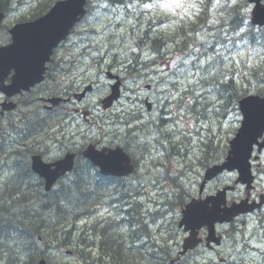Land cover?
<instances>
[{"label": "snow or ice", "instance_id": "6c2138e0", "mask_svg": "<svg viewBox=\"0 0 264 264\" xmlns=\"http://www.w3.org/2000/svg\"><path fill=\"white\" fill-rule=\"evenodd\" d=\"M138 2L141 3L143 9L162 10L165 14L175 15L176 10L182 9L184 10V17L188 20L199 19L201 15L210 16L211 19L208 20V23L212 25L219 23L220 18L229 9L239 13L240 8L245 7L242 0H164L162 3L160 0H152V2L147 3L138 0ZM126 7L133 8L134 5L128 4ZM246 11L247 8L245 7ZM261 22L264 23V21ZM241 23H246V21H241ZM92 24L91 29L80 28L79 31L83 32L86 37H90L92 47L89 51L92 55L102 57L104 51L107 50L105 44L108 35L114 33L115 24H112L108 17H104V19L96 17L93 19ZM223 24L227 25L228 20L225 19ZM243 31L244 29L240 28L236 35L239 36L240 32ZM215 32H220L227 37V31L223 27L215 29ZM215 32L208 33V35L214 37ZM112 42L115 44L116 39L114 38ZM217 43L219 44V41ZM228 43H232L231 38H228ZM83 46L88 47L87 44ZM221 48L224 49L223 52ZM131 50L135 51L136 49ZM151 59L155 60V57L153 56ZM177 60H180L179 56ZM128 63H131V60ZM181 63L183 67L180 64L171 62L168 72L159 67L155 69L165 77L161 81L164 87L161 88L162 95L159 100L160 106L167 113L165 122L169 126L166 132L164 129L157 127L152 136H147L146 131L133 125L131 119L123 120V123L129 129V131H125L120 127L121 118L117 117L115 120H103L107 130L93 123L92 127L97 129L96 132H93L90 137L81 134L73 142L74 147L78 149L85 140L90 141L89 149L84 155L89 158L90 166L95 171L97 178L105 176L111 170H127L133 161L140 164L143 172L140 174V181L137 182V190L132 192L125 189V192L130 201L142 206V210L146 215L149 214L152 205L158 199V193L166 199L172 197L182 199L189 194L184 187V182L177 179L178 176L183 175V173L175 170L179 166V161L177 160L174 164L169 160L171 152L166 151V149L171 147L169 143L171 138L183 146L188 159L197 157L200 144L205 139L203 133L205 131L212 133L216 124L215 117L222 107L226 108L224 103V94L227 92V88L224 87L225 82L229 79L239 82L238 71L234 66L243 64L248 70L244 75L250 73L253 76V81L244 85L245 91L253 84L260 89H264V55L255 49L247 51L237 49L233 55L227 44H220L219 47H216V45L208 44L205 41L200 47L189 48L186 58ZM221 64L230 68L231 72H223L219 67ZM10 67L16 68L14 82L23 77L25 72L23 63H14ZM6 74V72H0V83H2ZM100 79L103 80V77H100ZM108 83V81H104L103 86L101 84H90L87 91L92 94L77 97L78 100L83 101L79 107L85 110L84 115L89 116L90 119L93 118L92 114H95V120L102 119L105 116L104 110L111 107V100L107 99L105 95ZM93 88L96 91L93 92ZM233 94H236L235 88H233ZM231 102V99H229L228 103ZM239 107L243 113L242 117L235 112V109H227L233 114V120L229 122L230 126L231 124H239L240 128L231 141L229 161L224 166L228 167L231 164L233 168L241 169L239 175L242 177V161L247 162L249 158H253L257 163H260L259 156H253L251 144L255 142L257 136L264 135V97H259L256 93H253L249 98L244 99ZM113 112L120 113L122 109L117 107L113 109ZM109 116H111V113H109ZM132 119H136L140 124L145 123L139 117L133 116ZM153 119L155 120V117ZM227 135L228 133H225V137ZM159 136H164V139L159 140ZM260 147L264 148V144H261ZM146 155L147 159H145ZM223 155V151L217 152L216 159ZM71 159L72 157L63 162L69 169L72 168ZM53 166L60 169V171L52 170ZM41 167L43 168L41 174L50 176L52 182H55L58 176L63 175V168L55 162ZM97 168L98 171H96ZM170 169L172 170L170 171ZM169 180L174 187L165 188L163 186L164 182ZM60 186L58 185V187ZM205 207L206 204L193 202L186 209L185 216L195 220ZM176 235L178 234L173 233L167 239L175 242ZM255 247L264 251V236L260 237V242Z\"/></svg>", "mask_w": 264, "mask_h": 264}, {"label": "flooded vegetation", "instance_id": "af4514ba", "mask_svg": "<svg viewBox=\"0 0 264 264\" xmlns=\"http://www.w3.org/2000/svg\"><path fill=\"white\" fill-rule=\"evenodd\" d=\"M243 34H241V36ZM250 36H254V35H250ZM127 79L130 80L131 78H129V76L126 79L122 78L121 83L124 88H125V81ZM84 84H87V86L89 87L90 84H95V83H93L92 81H87V82H84ZM108 85L110 88L111 83H108ZM86 87L83 86L82 87L83 89L79 88L75 91L76 93L71 94L72 96L75 95L74 100H73V103L75 105L71 106L68 109L67 115L61 118V121H59V124H54V123L51 124L50 121H48L50 117L49 113L48 114H44L40 112L32 113L27 108L32 103V101L27 98L19 99V102H17L18 104L17 103L14 104L12 106L13 109L10 111H7L5 115L4 113H1L2 110L0 108V116L2 117L0 121V195L2 194L17 195L18 193H21V192H18L17 189L16 191L13 189L14 190L13 191L12 187L13 185L20 186L19 185L20 183L22 186L23 185L22 179L24 180L27 179L28 181L29 179H31V182L25 185L24 189H27V191L26 193L22 192L23 194H27V195H42L43 194L44 184L42 185L39 184L38 176L32 170L30 171L29 161L28 163L26 161L25 164L24 163L19 164V161L16 160L18 156H20L21 159L25 160V158H23V154L31 157V156L41 153L45 155L49 160H56L60 158L63 154L66 155L68 153H74L76 155L75 160L77 162L76 168L81 164L80 162L83 161V158L81 156L84 155L83 154L84 151L83 152L81 151V147L83 146L81 145L77 149L76 147H74V144H67L66 135L68 134V130L71 131L72 128H74L73 122L77 120L78 113H79V116H83V113L85 110L79 107V105L82 104L83 101L81 100L79 102L77 97L78 95L81 94V92ZM34 90L36 91V88ZM34 90H32L30 94L28 95L30 96L35 95L36 93ZM153 90L155 93L156 89L153 88ZM92 91L93 92L95 91L94 88L92 89ZM136 91L132 92L131 94L136 95ZM44 92H45V89H44ZM90 93L91 92H88L86 90L84 91L82 96H89ZM0 97L1 99H3L2 102L3 101L7 102L9 100V99H6V97L3 94L0 95ZM70 97L71 96H69V98ZM140 100L141 98H137L136 100H133V98L129 95H125V96L123 95L122 99L118 103H114V105L109 109V111L107 112L108 115H105L102 119L95 120L94 114H92L93 116L92 119L84 118V116L83 118L87 124L91 125V127L93 123H96L98 127H103L105 128V130H107L106 126L103 123V120L104 119L115 120L117 117H120L121 118L120 127L123 128L125 131H129V129L123 123V120L131 119L133 125H135L137 128L145 130L147 136H152L155 132V128L157 127L162 128L163 125L165 124V117L167 116V113L164 111V108L160 106V101H159V103H155L157 105V111L150 116H144L145 112L143 109L137 110L133 108L134 107L133 104L136 105V103H138V101ZM2 102H0V106H2L1 105ZM122 102L127 103V105L124 106ZM66 107L67 106H64V109ZM117 107L121 108L122 112L120 113L113 112V109ZM57 110L58 109L54 111H57ZM109 113H111V116H109ZM133 116L139 117V119L144 121L145 123L144 124L138 123L136 119H132ZM69 117L72 118V121L69 124V125L73 124L72 127H69V125L67 124L70 119ZM153 117H155V120L153 119ZM75 130L76 129H73L72 132H75ZM96 131L97 129L93 128V132H96ZM52 132L61 133L62 140H58V137H55V139H52L54 137V134H52ZM80 136H81V132L78 135L75 134L74 140L76 141V138ZM160 137L161 136H159V140L164 139V136H162V139H160ZM51 142H53L54 145L58 144V147L60 148L59 154L56 157H52V154L50 153V143ZM169 143L171 144V147L169 149H166V151L171 152V155L169 156V160H171L174 164L177 160L179 161V165H180L181 162H186V161L192 162L196 159L202 168L197 173L198 175L196 179H192L189 184L184 183V187L188 191L189 194L184 196L182 199H176L175 197H172L171 199H166L163 195H159L158 193V199L154 203L157 209L162 207L160 212L174 213L175 217L173 218L172 222L169 223L170 225H167V222L165 221L161 222V221L156 220L155 222H151L153 224L152 228H154V232L156 236H153V238L147 239L146 234H138V232L143 231V227L138 226L137 222L126 225L124 224L126 220L125 219L123 220V218L125 217L127 213L128 208L130 207L129 204L133 203V201L129 200L128 195L126 196L125 189H127L128 191L135 192L137 190L138 185H133V182L135 183L137 181H140L139 180L141 177L140 171L143 172V168L141 167V165L133 161V165L135 166V170L137 169V173L134 177H129L126 179L125 189L122 192V194L125 193L124 194L125 197H123L121 200H118L117 203H115L113 207L111 206L110 208L111 211L115 209L117 212H123L124 216H122V219L118 220L122 222L121 225L119 226L110 225L109 227H107L108 230L106 231V233H108V231L114 232V230L117 228L118 231L122 229H126L127 231L130 232V234H132V235H127L128 240H124L123 243L121 244H109L111 245L112 248L108 249V252H106V255L108 256L110 255V253H112L114 255L113 259H114L115 264H117L116 263L117 261H122V264H127L128 263L127 258L130 255H136L137 253H139L138 251L141 249H143L144 251L143 256H148L150 259L153 257L154 262L156 264H165L162 261L164 259H168V257H170L169 259L177 260L178 262L180 261L187 262L188 260H193L194 262L196 261L202 262V264H205V263L214 264L210 262V259L212 258V256L213 257L217 256L219 248L208 242V232L206 228H202L198 232V236L196 237V240H193V242H197L198 239H200L201 242L194 249H189L185 253H183L185 241L187 237H189L190 232H186L184 228H181L179 226L180 220H178V218L180 216L181 211L184 210L185 206L188 203L200 201L204 199L205 197L215 195L220 189L224 188V185H217L215 189H211L210 187L211 183L216 182L218 179L221 178V176H219L213 182L206 183L204 188L202 189L201 186H202V182L204 179V173L210 168L211 155L203 153L200 147L197 153L198 158L194 157L192 159H188L186 156V151L184 152V149H181L184 152V157L182 160H180L181 154L179 151L177 152V148L179 147L182 148V145L181 144L178 145V142H174V140H172L171 138H170ZM177 153H179V155H177ZM145 159H147V155L145 156ZM179 169L180 167L178 166L176 167L175 170L179 171ZM188 169L189 167H187V170ZM171 170L172 169H170V171ZM28 171H30V173L27 174ZM11 173L12 174L14 173L16 177L12 175ZM4 174H6L7 176L6 178H8V181L5 180L6 178L4 177ZM96 181H98V178ZM181 181H184V180L181 179ZM163 186L165 188L174 187V185H172L170 180L167 182H164ZM109 193L111 194L112 191H110ZM244 199L249 200L250 205H257V203L261 202L262 199L264 200V191L258 192V188L257 186H255L254 190L251 193L245 192L244 196H241V197L235 196V198H233L231 202H234V201L238 202ZM159 216L161 215L154 213V215H152L153 220H155V217L158 218ZM132 218L137 219L136 216H132ZM251 223L256 224L257 227L264 226V204L262 205L261 208H259L254 213L246 214V215L236 218L232 222L233 225L231 226L232 228H234L235 226L234 229L240 231V230L245 229L244 227L247 224L250 225ZM155 227L165 229L169 235L173 233H177L178 235H176L175 242L168 240L167 237L169 235H164L161 229H158L156 231ZM104 233L105 232H103L102 234ZM156 240L159 242L160 246L158 242H156ZM235 242H236L235 245H237V241ZM243 242L246 243L245 241ZM244 243H243V247L247 248L246 244ZM99 246L100 248H103L102 244H99ZM104 254L105 253L103 251V255ZM235 256L228 258L227 264H233L235 260ZM218 258L221 259L222 257L218 256ZM169 264H175V263L169 262Z\"/></svg>", "mask_w": 264, "mask_h": 264}, {"label": "rangeland", "instance_id": "374dc122", "mask_svg": "<svg viewBox=\"0 0 264 264\" xmlns=\"http://www.w3.org/2000/svg\"><path fill=\"white\" fill-rule=\"evenodd\" d=\"M37 1L38 0H17V2L13 5V9L9 13V17L7 19V24L12 26V25L16 24V21H19V19H21L23 16L26 17L27 15H30V13L32 12V9L36 8L43 0H41L39 3H37ZM94 1L96 2V3H94L95 9L92 10L93 17L90 18V24L93 26L92 22H93V19L96 17H99L100 19H104V17H108L111 20V23L115 24V29H114L115 36H114V33H109L108 38H107V42L105 44V48L107 50L104 51V55L102 57L92 55V53L89 51L90 45H91L90 37H86L83 32H81V31H79V29H77L74 32L72 38L64 46L67 54H64L63 57L59 61V64H60V62H62L65 59L66 62L68 63L67 71L71 72L70 74L74 75V76H72L73 79H79L83 83L87 82V81H92L95 84H101L103 86L104 81H107V79L104 75H102L101 70H104L107 68L113 69V71L116 74L120 75L124 79H126L128 77L129 68L127 66H130V65L134 66V63L138 61L136 55L133 52H139V50L132 51L131 49H136V46H137V44H136L137 40L136 39L138 37H141V35H143V33L146 31V29L143 30L141 27L137 26V27H134L135 35H133L132 28H130V26L133 25L134 20L136 19L135 17L133 18L134 20L131 19V17L135 16V14H141L142 18L144 20L150 19L149 23L151 24V22H153L154 25H156L155 27H152L153 32H161V33H165V34H167L169 31L173 30L174 27L178 24V22L180 20L189 21L186 17H184V10H182V9L176 10L175 15L165 14V13H163L162 10H146V9H143L142 6H139L141 3L136 2L133 4L134 5L133 8H129L130 9V13H129L126 11V7H122V6L117 7L114 5H109L105 2H103V0H94ZM25 2H27V5H24ZM147 2H152V0H146L145 3H147ZM160 2L162 3V2H164V0H160ZM242 3H243V0H242ZM105 4L107 5V7H105ZM243 5L246 7L245 4H243ZM245 7H241L239 10V12L243 18V21H246V23H243V25H244V31L243 32H247L249 30L248 23H247L248 19L246 16ZM113 9H115V11H113ZM127 13L129 14L128 17L126 15ZM229 15H230V11L228 10L224 13V16L220 18L219 23H217L216 25H212V24H210V25L213 27H216V28L223 27L227 31L229 29ZM162 17H168L170 21L166 25L159 27L157 21H158V19H160ZM182 17H184V18L182 19ZM207 18H210V16ZM225 19L228 20L227 25L223 24V21ZM192 21L197 22L198 19H194ZM2 28H3V26H2ZM147 29H148V26H147ZM1 30H3V29H1ZM204 32H205V30H202V31L197 30L194 34L193 41H188V42L193 43L195 39L200 38L199 42H196L195 47L201 46V44L204 43L205 41H207L208 44H213L214 40H213L212 36H210ZM1 33H0V38H1ZM240 34H241V32H240ZM228 37L231 38V40L232 39H239L236 34L227 35V38ZM114 38L116 39L115 44L112 42ZM221 40L222 39L220 38V41ZM89 41H90V45H89ZM236 42L237 43L235 45H227L228 48L232 50L233 55L235 54V50H237V49H239L241 51H247L250 49H255L257 51H260L261 54L264 55V40L263 39H261V40L257 39V41L255 43H251L250 47H248V44L250 42H247L245 39H241L240 41H236ZM84 44H87L88 47H84L83 46ZM168 46H172V47L174 46L175 47L176 43H174V42L172 44L169 43ZM188 47H190V44L187 46V48ZM221 51L223 52L222 48H221ZM225 54L227 55L228 53H225ZM138 55H140V52L138 53ZM157 56H158V54H157ZM159 56H162V54L159 53ZM186 56L187 55H184V58H186ZM146 57H149V58L153 57L151 55V53L148 52V50H146L142 54V57L140 59L142 61H145V59H146V61H147L148 59ZM126 60H127V62H125ZM129 60H131V63H128ZM73 62H74V64H73ZM118 63L121 64V66L118 67ZM180 65H181V67H183L182 63ZM90 67H93V68L91 70H89ZM135 67L136 68H133V67L132 68L135 70V72L142 75L143 79L148 78L149 80L155 82L154 86H155L156 90H155L154 95L161 93V88L164 87V85L161 84V79L152 75L153 67H150L148 69H146L142 66L141 67L135 66ZM219 67L225 73L231 72V69L228 67H225L223 64H221ZM234 67H236L237 71H238V76H239L238 85L240 86V91L245 92L244 85L249 84V82L253 81V79H250V77L246 78L247 75L245 76L244 74L246 72H248V70L243 64H241L239 66H234ZM242 75H244L245 77H242ZM99 76L103 77V80H101ZM256 78L258 79L259 77H256ZM229 80H227V81H229ZM242 80H244V83H242ZM125 82H126L125 83L126 89H124V91L126 92V95L131 96L133 98V100H136L137 98H141L143 96V95L140 96L141 94L146 95V93L143 92V84H141V83L137 84V80L134 79L133 77L130 80H126ZM108 89L109 88H108V84H107V91H108ZM136 90H138V91H136ZM248 90H250L251 92L256 93V94L260 93L261 95H264V89H260L255 84L248 87ZM135 91H136V95L131 94L132 92H135ZM231 101H232L231 103H228V102L226 103L224 101L225 105L227 104V109H235V112L238 113V111L236 109V101L234 99H231ZM132 104H133V102H132ZM134 106L135 107L136 106L142 107V105L140 104L139 101H138V103H136V105L134 104ZM222 113H224V110L222 111ZM69 118L70 119L67 123L68 125L72 121V118L71 117H69ZM94 118H95V114H94ZM215 120H216V124L213 127L212 133H208L207 131H205L203 133V135L205 136L204 142L206 140H210L209 141L210 146H212V147L215 146V148L220 149V151H223L225 146L227 148H229V141L234 137V134L237 132V129L240 127V125L239 124H231V126H230L229 122L233 120V114L230 111H227V117H221L219 114H217V116L215 117ZM50 123H51V121H50ZM56 123H58V122H56ZM56 123H54V124H56ZM51 124H53V123H51ZM73 124H74V128H72L71 131L68 130V133L69 132L71 133L73 131V129H76L74 133H77L79 131V127H77L78 126V118L76 121L73 122ZM73 124L69 125V127H72ZM225 133H228L227 137H225ZM52 134H54V137L52 139H55V137H58V140H62V134L61 133L52 132ZM74 141L75 140L67 139L66 142H67V144H73ZM89 142L90 141L85 140V142L82 145H88ZM179 144L180 143H178V145ZM178 145H176V146H178ZM218 145H219V147H218ZM58 148H59L58 144L54 145L53 142L50 143V153L52 154V157H56L59 154L60 148L59 149ZM181 149H184L183 146H182V148L181 147L177 148V152L179 151L181 154L180 160L183 159L184 152H185V149H184V152ZM223 152H225V150ZM223 157H224V155L221 156L220 159L223 160L224 159ZM17 159L23 160V159H21L20 156H18ZM186 160H187V158H186ZM80 163H81V165L85 164L84 161H81ZM141 173L142 172L140 171V174ZM186 173H188V172H186ZM12 175H14V173ZM4 177H5V174H4ZM140 179H141V177H140ZM5 180L8 181V178H6ZM224 181H226L227 183L228 182L234 183L236 181V177H235V175L230 174V175L226 176ZM22 182H23L22 186L13 185L12 190L14 189L16 191V189H17L18 192L26 193L27 189H24L25 185L29 184L31 182V179H29V181L27 179L26 180L22 179ZM137 182H135V183L133 182V185H137ZM258 188L264 190V175L262 177H260ZM239 195H242V193L240 192ZM108 196H109V194L101 195L97 201L100 203H103L108 199L107 198ZM93 202H96V201H93ZM159 210H161V208L157 209L155 204L152 205V209L148 214V215H150V218L147 219V217H145L146 218L145 220L147 222H155L156 220L159 221L160 220L159 218H161L160 216L158 218L155 217V220H153L152 215H154V213H156V214H160L162 216L163 219L161 222L165 221V222H167V225H170L169 223H171V220L175 217V214L174 213H163V212H160ZM62 216H65V214ZM142 216H144V215H142ZM98 217H101V218L104 217V219H106V221H112L114 219L117 221L119 219H122V214H121V212H117L115 209L113 211H111L110 209L104 207V205H99L98 211L93 216H91L89 218L88 217L82 218L80 221H77V223H78L76 225L77 231L74 234V240L72 242L73 246L69 245L68 247H61L62 244H59V246L57 244H54V245H52V248L49 249V251H47L48 252L47 256H48L51 264H102V263L103 264H112L111 260L109 258H106L105 260H103L104 262L103 261L101 262L98 260V257L101 254H103V251L105 253L104 255H106V252H108V248L105 246V242L103 243V248H100L99 244H100L101 240H99L98 238H97L98 244H94L92 242L87 243V238L89 237V234H90L91 224ZM61 218L64 219L65 217L64 218L61 217ZM59 229L60 228H57V230H55L54 233L56 234V232ZM124 230L125 229H122L121 231H124ZM117 231L118 230H116L115 232H117ZM152 232H154V231L152 230ZM49 234H50L49 230H43L42 235H45V238L48 237ZM56 236H58V235L56 234ZM262 236H264V231H263L262 227L259 228L254 223L250 224L246 237L249 238V241L251 244H247V243H245V244H246V246L254 247L257 252L248 251L247 253H250V255L246 256V255H244L243 246L240 244L237 247L240 250L237 253V255L235 256V260L239 261V260L245 259V261H247L249 264H264V251H261L260 248L255 247V245L260 242V237H262ZM253 237H255V239H253ZM48 238L46 240L45 239L44 240L47 242L50 241V238L49 239ZM237 238L239 239V241H243V240H241L240 235H237ZM230 241H233V236L229 240V242ZM81 243L83 246H80ZM88 246H90V247H88ZM235 246L236 245H234V247ZM74 251L77 253L80 252V254L83 255V257H81L80 255H78L76 253H73V254L69 253L68 254V252H74ZM90 255L92 256L91 258H89ZM136 255L138 257H134L133 255L129 256V259L130 258L132 259V261H131L132 264H136V263L137 264H143L144 260L139 261L141 254H136ZM93 257H96V258L93 259ZM153 260H154V258L152 257L150 259V261H148L146 264H156ZM131 262L129 264H131ZM162 262H164L165 264H169L168 259H164Z\"/></svg>", "mask_w": 264, "mask_h": 264}, {"label": "trees", "instance_id": "16d2710c", "mask_svg": "<svg viewBox=\"0 0 264 264\" xmlns=\"http://www.w3.org/2000/svg\"><path fill=\"white\" fill-rule=\"evenodd\" d=\"M56 1L43 0L37 8L32 10L33 14L38 16L41 12L48 11ZM16 2L17 0H0V12H10ZM125 2L126 0H123V3ZM236 15L237 13L230 10L229 26L235 31L239 26ZM194 26L195 24L192 25V28H187L184 24L178 28L180 42L186 44L188 41H193L194 37L190 33L196 32L197 28ZM161 37L163 38V36ZM228 87L229 85L226 86V88ZM229 93L228 89L226 94ZM96 180L97 177H93L90 168L83 165V167L76 169L72 179L65 181L58 190L50 194L27 195L18 193L17 195H0V264H38L41 258L47 256V250L51 249L52 245L73 246L72 242L77 231V221L84 216L91 215L96 206L101 204L98 201L93 202L96 199V193H98L97 189L100 190L101 195H107L105 193H109L112 187L116 189L123 188V183H120V181L109 180L105 182L100 178H98L99 182ZM19 185L21 186V183ZM123 197L125 196L122 193L110 194L105 202H117ZM64 214L65 216H62ZM61 217L65 218L62 219ZM109 226L106 225L98 231L99 234L103 235L102 242H105L106 245L121 244L124 240H128L127 236L116 232L110 231V233L108 231V233L102 234L108 230L107 227ZM56 228H60L56 232L58 236L54 233L57 230ZM43 229L51 232H49L50 241L48 242L45 241L48 237L45 238V235H42ZM38 236L45 239L41 242L43 244L37 241ZM108 247L112 248L111 245H108ZM40 248L42 251L39 250ZM75 253L83 257L80 252ZM110 255L113 259L114 255L111 253ZM91 257L90 255L89 258ZM130 262L131 260H128L127 264ZM116 263L122 264V261Z\"/></svg>", "mask_w": 264, "mask_h": 264}, {"label": "water", "instance_id": "95a60500", "mask_svg": "<svg viewBox=\"0 0 264 264\" xmlns=\"http://www.w3.org/2000/svg\"><path fill=\"white\" fill-rule=\"evenodd\" d=\"M85 5L86 0H75V2H73V0L61 1L58 2L44 17L33 22L18 24L11 29L12 43L7 47L0 48V72L15 68L10 67V65L14 63H23L25 67L24 75L21 79L14 82V87L17 91L27 89L33 85L35 81L41 79L45 70V64L50 60L54 48L68 37L70 30L85 15ZM260 15L264 16L261 11ZM2 19L3 14L0 13V21ZM261 137H263V135L256 137L255 142L251 144V151L253 150V145L258 144L259 138ZM230 153L231 151L229 152V155ZM34 160L37 163L34 164V169L41 174L43 171L41 166L43 164L39 162V158H35ZM249 160L250 158L247 162H241L243 175L239 178V181L248 185V188L252 187L254 181ZM228 161L229 156L226 163H228ZM224 165L211 171L208 178L211 179L224 169L229 171L237 169L239 173L241 171L239 168H233L231 164H229L228 167H225ZM62 168L65 169V167ZM42 176H45L48 179V184L52 183L50 176ZM235 206L236 205H233L231 209H227L226 214L229 216L227 218H219L218 214L216 216L215 209L210 212L202 211L197 217L198 222L211 225L212 230H214L215 222L230 221L234 215L246 211L240 205L238 207ZM200 227L201 225L197 226V228Z\"/></svg>", "mask_w": 264, "mask_h": 264}, {"label": "bare ground", "instance_id": "6f19581e", "mask_svg": "<svg viewBox=\"0 0 264 264\" xmlns=\"http://www.w3.org/2000/svg\"><path fill=\"white\" fill-rule=\"evenodd\" d=\"M41 0H38L37 1V3H39ZM136 2H138V0H126V2L125 3H123V0H107L105 3H107V4H109V5H114V6H122V7H126V5H128V4H134V3H136ZM140 3V2H139ZM103 4V3H102ZM106 5V4H105ZM38 7V6H37ZM36 7V8H37ZM107 9V8H106ZM231 9H229V11H230ZM126 11L127 12H129L130 13V9L128 8V7H126ZM127 15V17L129 16V14L127 13L126 14ZM209 19H211V17L210 18H207V17H205L204 15L201 17V19L199 20V22H198V24H197V26H199L200 27V29H199V31H202V30H205V32L204 33H206V34H208V33H212V32H215V29H217L216 27H213V26H211L209 23H208V20ZM229 20H230V18H229ZM236 21H239V26L236 28V31H233V29H231V27H229V29L227 30V35H230V34H236V32H238L239 31V29L240 28H243L244 29V25H243V23H241V21H243V18H242V16H241V14H240V12L239 13H237V15H236ZM235 21V22H236ZM153 25H154V23L153 22H151V24L150 23H148V29H146V31L143 33V35H141V37H138V38H140V41L137 43V46H136V50H139V52H140V55H138V53L139 52H133L135 55H136V57H137V59L139 60L141 57H142V54L146 51V50H149V46H150V49H154V48H159V47H161L162 45H163V38L161 37V36H158V33L159 32H153L152 30H150V28L151 27H153ZM158 27V26H157ZM248 27H249V30L247 31V32H241V34H243V35H245V34H247V33H250L249 34V36L250 35H254V36H256V34H253V30L251 29V27L248 25ZM1 29H3L2 28V26L0 27V33L3 31V30H1ZM78 28H76V29H71L70 30V32H69V35H68V38H67V40H66V42H65V44H64V46L66 45V43L72 38V36H73V34H74V32L77 30ZM132 33H133V35H135V29L134 28H132ZM241 34L238 36V38L239 39H232L231 41H232V43H228V38L227 37H225L222 33H220V32H215V36L213 37L212 36V38H213V40H214V43L212 44V45H216V47H219L220 46V44H227V45H235L237 42L236 41H240V39L242 38V36H241ZM251 37V36H250ZM138 38L136 39V40H138ZM220 38L222 39L221 41H220ZM199 39L200 38H198L196 41L197 42H199ZM217 41H219V44L217 43ZM74 46V45H73ZM197 47H200V46H197ZM223 49V48H222ZM223 51H224V49H223ZM87 61V60H86ZM125 62H127V60L125 61ZM145 64H146V62L144 63V65H142V63L141 64H138L137 65V62H135L134 63V66H133V68H136L135 66H140V65H142V67H144V68H146V69H148V68H150V67H152L151 65H148V66H146L145 67ZM119 66H121V64H119L118 63V67ZM59 67L60 68H62V69H65L66 71H67V68H68V63L66 62V60L64 59L62 62H60V64H59ZM93 67H90L89 68V70H91ZM107 69H109V68H107ZM111 71H113V69H110ZM68 73H70L69 71H67ZM114 72V71H113ZM130 74V73H129ZM131 75V74H130ZM127 80H129V79H127ZM126 83V82H125ZM122 84V83H121ZM153 88H155V86H153ZM124 89H126V84H125V88L122 86V88H121V90H120V100L122 99V97H123V95L125 96L126 95V92L124 91ZM156 89V88H155ZM94 90L96 91V89L94 88ZM92 93H90L89 94V96L91 95ZM13 108L11 107V109L10 110H12ZM9 110V111H10ZM40 115V114H39ZM165 115V114H164ZM40 117V116H39ZM163 118V117H162ZM161 118V119H162ZM44 119V118H43ZM36 121H37V119H36ZM40 121V120H39ZM169 125L165 122V124L163 125V127H162V129H164L165 130V132H166V128L168 127ZM16 133V132H15ZM12 139V138H11ZM160 139H162V136L160 137ZM15 140V139H14ZM12 141V140H11ZM17 141V140H16ZM90 143V142H89ZM11 144V143H10ZM21 145V144H20ZM21 147V146H20ZM25 147V146H24ZM86 152V150H84V152H83V154ZM57 155V154H56ZM68 155L70 156V157H72V168L71 169H69L67 166L65 167V169H63V175H61V176H58V178L56 179V181L55 182H52V183H50V184H48V185H44V189H43V194L42 195H46V194H50L51 192H53V191H56V190H58L61 186H62V184L65 182V181H69L70 179H72V177L74 176V172L76 171V169H78V168H81V167H83V165H79L77 168H76V166H77V162H76V160H75V157H76V155L74 154V153H68ZM16 160H18L19 161V164H21V163H26V159L25 160H19V159H16ZM84 162H85V164L84 165H86V166H88L89 168H90V166H89V164L87 163V161H85V160H83ZM34 164H37L36 162H35V160H34ZM8 165V164H7ZM17 166V165H16ZM20 168H21V166H20ZM35 170V169H34ZM21 171V170H20ZM36 171V170H35ZM2 172V171H1ZM34 172V171H33ZM35 173V172H34ZM24 174V173H23ZM36 174V173H35ZM93 174V173H92ZM37 175V174H36ZM30 176V175H29ZM38 176V175H37ZM5 177H7L6 176V174H5ZM93 177L95 178L96 177V175H94L93 174ZM58 185H61L60 187H58ZM97 191H98V193H96V196H95V198L96 199H94L93 201H97V199H98V197H100L101 196V194H100V190L99 189H97ZM105 194H109L110 195V193H105ZM112 194V193H111ZM125 194V193H124ZM84 195V194H83ZM126 196H127V194H126ZM121 200V199H120ZM118 201V200H117ZM115 203H106V204H104V207H106V208H108V209H110L111 208V206L113 207V205H114ZM6 205V204H5ZM9 206V205H8ZM45 207H46V205H45ZM120 208V207H119ZM162 208V207H161ZM164 208V207H163ZM56 209V208H55ZM98 211V207L97 208H95L94 209V211H93V213L91 214V215H88L87 217L89 218L90 216H93L96 212ZM160 211V210H159ZM80 212H82V211H80ZM76 213V212H75ZM1 214V213H0ZM121 214H122V216H124L123 215V212H121ZM80 215H81V213H80ZM84 216V215H83ZM51 217V216H50ZM69 217H71V216H69ZM86 216H84V217H82V218H85ZM65 222H66V220H65ZM40 224V223H39ZM122 224V222L121 221H116V220H112V221H110V222H108V224L107 225H114V226H119V225H121ZM49 225H51V224H49ZM52 226V225H51ZM139 226V225H138ZM25 227H27V226H25ZM34 229V228H33ZM47 229V228H46ZM57 229V228H56ZM44 230V229H43ZM42 230V231H43ZM50 230H52V229H50ZM107 230V229H106ZM116 230H118L117 228L114 230V232L116 231ZM50 232V231H49ZM105 233L104 234H106V231H104ZM51 233V232H50ZM145 239V238H144ZM37 241L40 243V244H43V243H41V242H43L44 241V239L41 237V236H38V239H37ZM103 243L104 242H100V244H102L103 245ZM243 241H237V245L235 246V248L237 249V250H240V249H238L237 247L241 244L242 246H243ZM245 244V243H244ZM108 245L109 244H107L106 245V243H105V246L109 249V247H108ZM80 246H83L82 245V243L80 244ZM88 247H90V246H88ZM43 249V248H42ZM40 251H42L41 250V248L39 249ZM47 251H49V250H47ZM243 251H244V255H250V253H247L248 251H252V252H257L256 250H255V248L254 247H251V246H247V248L246 247H243ZM48 253V252H47ZM106 256V255H105ZM148 257V256H147ZM6 260V259H5ZM248 260V259H247ZM38 264H51V262H50V260H49V258H48V256H46V257H44V258H41L40 260H39V262H38ZM233 264H249L247 261H245V259H243V260H239V261H237V260H234V263Z\"/></svg>", "mask_w": 264, "mask_h": 264}]
</instances>
